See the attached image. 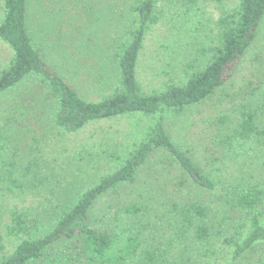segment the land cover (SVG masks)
I'll return each mask as SVG.
<instances>
[{
  "label": "rangeland",
  "instance_id": "374dc122",
  "mask_svg": "<svg viewBox=\"0 0 264 264\" xmlns=\"http://www.w3.org/2000/svg\"><path fill=\"white\" fill-rule=\"evenodd\" d=\"M134 1L30 0L29 28L46 63L86 99L99 100L116 84L111 56L136 27L131 10ZM2 4L0 0V19ZM159 6L162 14L148 33L141 57L139 79L148 89L169 80H186L188 74L204 68L220 41L219 21L237 9L238 1L196 0L180 11L169 4ZM12 57V49L0 40V74ZM57 106L51 87L36 76L0 97L1 258L21 241L49 233L58 216L84 191L115 171L152 124L148 118L128 116L93 122L78 133L67 134L53 123ZM249 111L264 116V20L253 45L223 87L181 115H165L173 142L199 166L215 171L218 188L197 187L168 155L155 154L134 185L111 190L95 203L90 227L123 228L141 232L143 237L142 225L137 223L141 217L125 209L155 196L149 221L156 237L150 236V245L144 236L147 253L140 254L146 258L155 254L158 264L228 263L232 255L223 238L234 235L241 222L234 221L237 212H231L224 189L232 187L230 182L239 184L241 178L246 180L244 185L256 181L262 185L259 174L264 173V140H247L239 133L242 115ZM199 203L211 207L206 217L210 218L208 244L196 236L199 221L193 212L188 215L193 217L179 219L187 212L186 206ZM176 209L179 212L174 214ZM15 212L25 225L13 231L17 228ZM80 248L79 240L62 242L37 264H83ZM141 260L145 262L135 258L128 264H142ZM239 264H264V242Z\"/></svg>",
  "mask_w": 264,
  "mask_h": 264
},
{
  "label": "trees",
  "instance_id": "16d2710c",
  "mask_svg": "<svg viewBox=\"0 0 264 264\" xmlns=\"http://www.w3.org/2000/svg\"><path fill=\"white\" fill-rule=\"evenodd\" d=\"M195 1L135 0L131 10L135 15L136 27L125 42L113 49L111 56L118 75L116 84L110 93L102 94L99 100H90L46 63L43 50L34 41L29 28L30 0H2L0 40L12 49L13 57L0 74V97L25 79L36 76L53 91L58 103L53 123L64 133L75 134L90 123L128 116H142L151 120L152 124L147 127L141 142L120 160L121 164L115 171L84 191L71 208L58 216L55 227L49 233L21 241L10 255L0 257V264H37L47 258L54 246L72 240L81 241L83 264H128L135 258L145 259L144 263L141 260L142 264H158L155 254H148L147 258L140 254L147 253L143 251L144 236L150 245L153 242L150 236L154 234L156 237V232L152 230L155 226L149 221L152 219L149 209L156 201L155 196L149 202L147 198L143 203L132 204L125 209L126 213L141 217L142 221L137 223L142 225L143 237L141 232L136 234L123 228L112 231L90 227L95 203L111 190L134 185L155 154L168 155L197 187L207 191L218 188L215 171L199 166L186 150L173 142L165 126V115H181L189 107L203 104L229 81L257 37L264 20V0H237V9L219 21L220 41L212 49L211 61L204 68L188 74L186 80H169L158 87L145 88L139 79L141 57L148 33L162 14L160 3L162 6L172 5L180 11ZM242 116L241 136L247 140L261 138L258 142H262L264 121L261 120L264 116L256 111L244 112ZM259 176L263 186L259 181L244 185L246 180L241 178L239 184L233 185L229 181L232 187L224 189L225 198L230 200L231 212L238 213L233 216L236 217L234 221L242 223H238L241 228L234 235L223 238L232 255L226 264H239L246 254L264 242V173ZM210 208L204 203L188 205L187 212L179 217H193L188 216L193 212L199 221L196 236L205 239L206 244L209 243L206 236L210 231L207 220L210 218L206 217ZM178 212L177 209L173 211L174 214ZM14 218L17 228L12 230L23 229L25 222L17 212ZM187 222L189 225L191 220ZM124 224H127L126 221Z\"/></svg>",
  "mask_w": 264,
  "mask_h": 264
}]
</instances>
